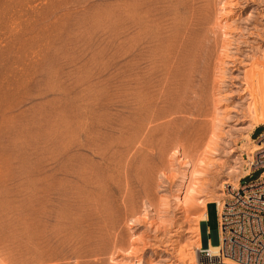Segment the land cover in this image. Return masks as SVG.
I'll use <instances>...</instances> for the list:
<instances>
[{"label":"rangeland","instance_id":"rangeland-1","mask_svg":"<svg viewBox=\"0 0 264 264\" xmlns=\"http://www.w3.org/2000/svg\"><path fill=\"white\" fill-rule=\"evenodd\" d=\"M262 120L264 0H0V264H218Z\"/></svg>","mask_w":264,"mask_h":264},{"label":"built area","instance_id":"built-area-1","mask_svg":"<svg viewBox=\"0 0 264 264\" xmlns=\"http://www.w3.org/2000/svg\"><path fill=\"white\" fill-rule=\"evenodd\" d=\"M255 140L264 141V132ZM245 159L249 173L240 177V183L255 170L260 169V173L254 182L241 183L223 198L220 209L214 203L220 236L215 256L218 260L225 257L239 263L264 264V143ZM198 252L205 259L212 258L209 249L199 248Z\"/></svg>","mask_w":264,"mask_h":264},{"label":"bare ground","instance_id":"bare-ground-1","mask_svg":"<svg viewBox=\"0 0 264 264\" xmlns=\"http://www.w3.org/2000/svg\"><path fill=\"white\" fill-rule=\"evenodd\" d=\"M2 83V82H1ZM263 121V120H262ZM262 121H261V123H262ZM263 123H264V121H263ZM256 141V140H255ZM254 141V143H255V145L258 147L261 143H264V141H261V142H259V140H257L256 142ZM256 148V147H255ZM254 149V148H253ZM251 151H253V150H251ZM251 151L249 152V154L251 153ZM247 163V162H246ZM247 169V168H246ZM247 173H249V171H248V169L245 171V172H243V175L242 176H244V175H246ZM184 175V174H183ZM247 176V175H246ZM225 184H227V186H229L230 187V189L228 190L229 192H228V194H226L225 196H223V198L225 199L229 194H231L232 192H234L233 190H235V189H237L240 185H241V183H240V178H239V181H238V184H237V182H235L233 185L231 184V183H225ZM190 191H192V188H190ZM190 191H189V193H190ZM192 194V193H191ZM191 199H192V196L190 197V195L189 196H187V198H184V200H183V202L185 203L186 201L188 202V201H191ZM178 201H179V198L177 199ZM222 200L223 199H221L220 201H217L216 202V205H217V207L220 209V205L222 206ZM247 202V201H246ZM247 205V204H246ZM259 210V209H258ZM260 211V210H259ZM207 212L205 211V212H203V214H202V216H201V221H203V222H205L206 221V219H207ZM222 232V231H221ZM217 236H218V240L220 239V236H219V229L217 230ZM220 241V240H219ZM218 247H219V244H215V243H211L210 245H209V247H208V249L210 250V253L212 254V258L209 260L210 262H212V261H214L215 262V259L216 260H218V258L215 256L216 254H217V250H218ZM129 248H130V246H129ZM119 249V248H118ZM214 258V259H213ZM1 260V259H0ZM217 263L218 264H247V263H243V262H237V261H234V260H232V259H229V258H225L224 257V259H222V260H218L217 261Z\"/></svg>","mask_w":264,"mask_h":264},{"label":"crops","instance_id":"crops-1","mask_svg":"<svg viewBox=\"0 0 264 264\" xmlns=\"http://www.w3.org/2000/svg\"><path fill=\"white\" fill-rule=\"evenodd\" d=\"M208 206V205H207ZM207 206H206V208H207ZM207 213H208V208H207Z\"/></svg>","mask_w":264,"mask_h":264}]
</instances>
